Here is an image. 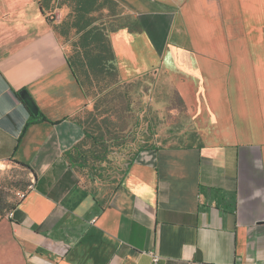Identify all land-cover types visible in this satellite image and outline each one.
<instances>
[{"label":"crops","instance_id":"1","mask_svg":"<svg viewBox=\"0 0 264 264\" xmlns=\"http://www.w3.org/2000/svg\"><path fill=\"white\" fill-rule=\"evenodd\" d=\"M117 1L134 27L109 33L120 80L151 71L168 80L185 129L133 150L109 187L91 186L84 145L65 155L91 109L53 28L68 8L0 0V164L31 175L7 214L16 261L263 262L264 0Z\"/></svg>","mask_w":264,"mask_h":264},{"label":"rangeland","instance_id":"2","mask_svg":"<svg viewBox=\"0 0 264 264\" xmlns=\"http://www.w3.org/2000/svg\"><path fill=\"white\" fill-rule=\"evenodd\" d=\"M62 10L64 8L57 11L60 13ZM118 10L119 17L113 21L105 17L104 10L102 19L105 20L106 29L110 25L128 22L123 8ZM63 16L62 13L61 19ZM100 20L98 18L97 22ZM72 32L67 38H62L67 52L72 51L71 42L76 37ZM88 93L91 109L81 112V118L86 120L90 129L96 128L97 133H105L107 130L104 124L107 123L110 132L106 137H118L108 139V151L104 159L81 170V175L91 182V186L109 187V180L121 173V168L133 150L151 143L176 142L185 129L181 106L168 80L158 77L152 71L127 82L120 80L114 85L110 84L108 77H104L94 81ZM30 179L31 175L26 168L12 162L0 164V264H18L7 214L18 200L16 192L26 190L31 183Z\"/></svg>","mask_w":264,"mask_h":264},{"label":"trees","instance_id":"3","mask_svg":"<svg viewBox=\"0 0 264 264\" xmlns=\"http://www.w3.org/2000/svg\"><path fill=\"white\" fill-rule=\"evenodd\" d=\"M54 3L57 7L65 5L68 8L64 18L54 24L53 28L63 38H67L71 31H73V36H76L71 42L72 51L67 52V62L85 95H90L88 88L93 85L94 81H99L104 77L110 79L111 85L119 83L118 68L108 33L124 26H128L130 30L134 27L128 23H121L116 26L110 25L109 29H106L105 20L102 19L105 10L104 15L108 20H116L119 17L118 9L121 7L119 2L117 0H54ZM98 18L101 19L100 22H97ZM175 96L179 97L177 93ZM90 114H92L91 111ZM77 122L83 127L85 136L67 150L65 155L80 156L78 152L84 145V155L80 159L81 167L100 162L108 151V139H118V137H106V134L110 132L107 123L104 124L107 131L97 133L96 128L90 129L87 126L86 120L78 118ZM96 126L100 128L99 124ZM20 164L31 170L29 166Z\"/></svg>","mask_w":264,"mask_h":264},{"label":"water","instance_id":"4","mask_svg":"<svg viewBox=\"0 0 264 264\" xmlns=\"http://www.w3.org/2000/svg\"><path fill=\"white\" fill-rule=\"evenodd\" d=\"M19 97L23 101V103L27 106L31 114L33 116H36L37 118V116L39 115V110H38V107L35 101L30 96V94L26 90L22 89V90H19Z\"/></svg>","mask_w":264,"mask_h":264},{"label":"built area","instance_id":"5","mask_svg":"<svg viewBox=\"0 0 264 264\" xmlns=\"http://www.w3.org/2000/svg\"><path fill=\"white\" fill-rule=\"evenodd\" d=\"M31 187V185H29L28 187H27V189H29ZM27 189L26 190H19V191H17L16 193H17V195H18V199H22V198H24V196H25V194H26V192H27ZM12 215V212H8V216L10 217ZM154 259H157V257H155ZM258 264H264V261L263 262H260V263H258Z\"/></svg>","mask_w":264,"mask_h":264}]
</instances>
